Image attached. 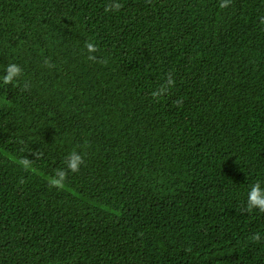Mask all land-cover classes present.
<instances>
[{
	"label": "trees",
	"instance_id": "trees-1",
	"mask_svg": "<svg viewBox=\"0 0 264 264\" xmlns=\"http://www.w3.org/2000/svg\"><path fill=\"white\" fill-rule=\"evenodd\" d=\"M109 2L0 0V264H264V0Z\"/></svg>",
	"mask_w": 264,
	"mask_h": 264
},
{
	"label": "clouds",
	"instance_id": "clouds-1",
	"mask_svg": "<svg viewBox=\"0 0 264 264\" xmlns=\"http://www.w3.org/2000/svg\"><path fill=\"white\" fill-rule=\"evenodd\" d=\"M231 0H220L219 7L221 9L229 7ZM123 7L119 0H110L105 6V12H118ZM86 49L89 53L88 59L94 62L104 63L105 61H97L95 53L98 51L97 46L92 42H86ZM45 65L48 67H54L49 60H45ZM23 75V69L15 64L11 63L7 65L4 75L0 77L3 85H11L14 82H18ZM176 81L172 71L165 74L163 82L151 92V97L157 103L164 97H166L171 89L175 87ZM29 85L24 84V90H27ZM177 106L183 104V100L177 99L175 101ZM33 156L36 159H29L27 156L20 160V164L25 171H34L33 163L35 160L40 159L41 154L39 152H33ZM84 164V156L77 151L70 152L65 158V167L58 168L54 171V174L48 178V184L52 188L61 190L65 187V183L69 174L79 173L81 166ZM21 183L24 181L21 180ZM241 213H250L253 210H258L260 213H264V187L261 186V182L254 183L247 194V201L245 205L241 206ZM251 240L253 242H259L262 240L260 233L252 235Z\"/></svg>",
	"mask_w": 264,
	"mask_h": 264
}]
</instances>
